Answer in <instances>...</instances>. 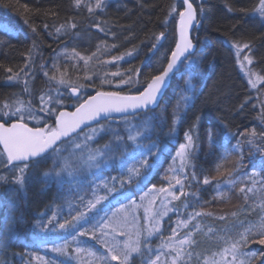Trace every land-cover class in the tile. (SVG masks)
I'll use <instances>...</instances> for the list:
<instances>
[{"label": "trees", "instance_id": "trees-1", "mask_svg": "<svg viewBox=\"0 0 264 264\" xmlns=\"http://www.w3.org/2000/svg\"><path fill=\"white\" fill-rule=\"evenodd\" d=\"M193 2L199 10L197 0ZM255 2L256 0H202L203 25L196 39L197 49L195 48L193 55L189 57L193 63L190 65L185 61L180 65L179 71L172 74L159 104L147 112L148 116L155 115L157 119L153 121L151 139L141 142L143 144L156 142L165 145V149L172 147L171 152L163 151L162 154H158L160 160L167 159L163 163V168L162 161L159 160L160 167L155 169L152 176L158 173L160 178L151 181L148 188L151 185L159 188L163 185V180H166V176L173 175L168 171L170 165H173L172 158L179 145L185 143V133L196 125L192 131L196 150L191 157V164L195 167L186 169L189 177L184 180V192L188 195L181 196L180 200L172 203L178 212L167 220L176 216L178 221H186L189 215L197 212L211 213L197 216V220H200L198 224L202 228L198 232L196 229L191 230V233H195L193 239L197 243L187 248V251L194 253L190 264L201 263L205 256L209 257L219 250L222 241L218 236L226 235L223 229L242 223L243 227H236L226 235L232 238L234 236L233 239H236L235 233L243 232L244 228L258 223L264 217V168L261 167L264 163V138L260 135L264 133V120L260 119L264 114L262 113L264 79L255 89L252 88L240 70L231 46V42L250 43L251 53L246 49L243 55L248 54L253 60L250 65L251 73L264 77V22L259 18L246 16L240 11L250 9ZM89 5L85 0H82L79 8L75 6L74 0H0L3 14L0 25H5L11 30V32L0 30V39L5 41V45H0V96L6 91L2 86V80L19 73L21 69L24 73L27 63L35 62L39 70L46 71L51 76L55 73L51 70L56 69L53 65L58 67L60 73H76L82 68L81 65L77 68L76 61H63L62 58L58 60L60 50L67 45L84 55L100 52L105 59L123 55L124 58L113 66L121 73L115 77V82L121 83L129 77L133 82L116 87L122 93H139L147 86L152 76L163 71L176 45L179 22L177 13L182 8L181 0H119L110 2L100 9H94L91 13L87 10ZM226 5L236 11L229 13ZM173 6L176 13L170 15ZM93 16L99 17L97 23L103 31L85 25ZM68 23H75L77 27L56 31L61 25ZM233 25L235 27H232ZM195 32L196 30L193 32L194 42ZM160 33H164V38L157 43L156 37ZM153 44H156L155 49ZM113 45L115 47H112ZM128 52H131V55H126ZM36 54H39V57H35ZM9 68L12 69V73L7 71ZM189 77L191 91L188 95L191 99L181 114L172 138L168 135L172 114L180 97L184 95L185 81ZM141 116L144 118L145 113ZM253 128L257 136L253 143L249 144L247 134ZM209 129L216 133L211 149L206 135ZM226 134L234 135H228L226 138ZM169 139H172V142L176 139V146L168 143ZM237 141L240 142L239 148L236 147ZM257 147L261 151H257ZM193 170L196 173V180H192L190 176ZM253 170L260 174L252 177ZM2 174L8 177V181H0V201L6 202L7 212L15 220L14 222L8 220L11 226L10 238L9 233L5 232L4 225L1 227L0 261H5L2 259L5 258L7 260L5 264H28L33 261L41 264L44 260L46 261L44 264H82L85 256L76 253L75 248L69 247L75 241L73 237L81 240V245L86 249L83 254L90 253L88 251L90 248L97 251L99 247H103L97 235L90 238L89 235L77 236L73 231H69L60 232L55 235L57 238L53 239L52 234L41 233L34 227L37 221L46 224L50 219L53 222L48 225L49 228L66 221L72 222V218L80 212L85 203L80 197L88 195L87 186L96 178L87 176L83 183L63 182L62 186L60 184L45 186L39 172L32 169L29 170L31 178L24 188L20 189L11 183L10 171H3ZM177 175L183 179L182 174ZM206 176L212 183L203 184ZM166 182L169 184L168 180ZM126 186L129 189L128 185ZM148 188L144 187L139 194L133 196L139 199ZM241 188H244L245 192L242 193ZM248 188H253V191L247 192ZM218 193L221 195L218 196ZM10 200L16 205L13 210L9 207ZM125 201L111 204V210ZM107 208L108 202L105 203V210ZM102 213L104 214L100 212ZM232 213L236 215L233 216ZM219 217L224 219L221 220ZM209 227L215 232L209 233ZM38 231L39 238L35 236ZM145 235L141 237L142 253L135 254L131 264H143L144 259H153L156 256L153 251L151 253L144 251ZM162 235L166 236V232L164 231ZM42 239L48 242L44 243ZM215 240L216 243L212 244L211 241ZM65 243L68 244V255L51 251L52 247ZM242 250L256 252L260 256L253 264H264L262 254L264 246L250 243Z\"/></svg>", "mask_w": 264, "mask_h": 264}, {"label": "snow or ice", "instance_id": "snow-or-ice-1", "mask_svg": "<svg viewBox=\"0 0 264 264\" xmlns=\"http://www.w3.org/2000/svg\"><path fill=\"white\" fill-rule=\"evenodd\" d=\"M82 0H74V4L77 8L81 6ZM200 5L199 13L197 7L192 3V0H181L183 6V11L177 13L179 16L180 30H179V42L176 43L175 49L171 51L170 59L167 62L166 67L158 75L151 77V80L147 83L139 95H121L120 92H104L98 91L96 95L89 97L80 103L79 106L75 107V111L69 112L62 109L64 105V100L61 96L64 93L59 92V90L48 89L47 92H41L37 97L39 107H34L32 105L31 99L25 101L17 98L11 104L5 102L0 105V167L8 169L11 173V183L19 186L23 189L26 182L31 178L29 176L30 168H39L41 164L51 162L50 166L42 169L40 171L41 178H45V184L51 182H56L62 186L63 176L67 174L72 176L76 173L80 167L87 165L88 169H96V175L98 178L102 175L104 169L113 164L117 157L114 153L119 152V167L121 175L119 177H108L100 178L99 183H97L92 192V199L87 200L84 203V210L77 213L76 216L72 218V222L66 221L63 224H59L60 229H65L67 227L76 228L77 225L90 223L89 216L92 215V219L96 220V223L91 229H84L80 232V235L87 236L91 234L93 237L100 233L101 237H111L112 243L109 245L101 239L100 242L107 249L110 254L111 260H117L120 264H131L133 254H141V239L140 233L136 234L135 239L131 236L124 241H120L118 236L127 235L122 229L124 224L121 223V217L125 220L128 216L135 218L136 210L143 207L142 203H137L135 199H132L129 192L124 191L126 185L135 184V189H130L129 191L141 190L142 186L146 187V182L149 180V176L152 170L159 164L160 156L165 151V145L157 144L152 142L150 144L140 143L141 140H150L151 137L149 133L154 130L153 121L157 119L155 115L148 116L147 112L150 110L151 106L157 104L158 95L161 93L162 86L166 83V78H169L170 73L179 71V67L185 61L190 65L193 61L189 60V57L193 55L194 44L192 38L189 34V30L193 27V22L199 25L198 14L203 15V3L202 0H197ZM104 6V0H95L94 5L88 6V11L91 13L94 9H100ZM226 9L229 13H234L236 10L226 5ZM241 12L246 16H253L259 18L264 22V0H256L253 6ZM171 13H176V8L173 6L170 9ZM47 27V25H45ZM77 25L75 23H68L67 25H61L56 31L60 32L62 29H74ZM94 27L103 31L100 28V24H95ZM232 27H235L234 25ZM0 30L6 32H11L5 25H0ZM35 31V29H33ZM164 38V33H160L156 37L157 43ZM2 43V42H0ZM231 46L235 50V56L243 69L246 64L251 65L253 60L250 55H244L243 60H240V53L247 49L249 53L252 51V46L250 43L241 42H231ZM112 47H115L113 45ZM153 48H156V44H153ZM99 47L97 51H99ZM73 57H79V59L84 60L85 63L91 59V57L80 56L76 53L75 49H72ZM95 55V53L93 54ZM126 55H131V52L126 53ZM123 55L120 57H112V61L122 60ZM183 58V59H182ZM246 62V64H245ZM54 68L59 71L56 65ZM9 73H12V69H7ZM23 71V69H21ZM138 72V70H137ZM48 76V73H44ZM113 76H120L119 71L112 73ZM19 73L15 75H9L8 80L12 81L18 78ZM66 73H61L59 77L54 73L49 77L50 81H54L57 85H67L70 88V93L68 97H75L76 100L80 99L79 91L82 86H74L70 80L65 79ZM259 79H264V77H258ZM109 82V81H102ZM132 78L129 77L126 80H122L121 83L129 84L132 83ZM27 83V82H25ZM252 87H256L255 82H251ZM191 91V77L185 81L184 95H182L174 108L171 120V126L169 127L168 135L174 138V133L176 132V125L180 122L181 114L187 108L190 102V96L188 93ZM25 92L31 96L28 92L27 87ZM243 108V105H241ZM139 112H144V118L139 122V124H132L131 121L127 119V115L136 116ZM113 113L125 114L121 118L125 124V136H121L119 131L100 124L101 119L109 120L112 119ZM264 113V109H262ZM47 119H52L54 121V126L47 124ZM199 118H197L198 120ZM260 119L264 120V114L261 115ZM25 121H35L38 125L43 122L44 126L40 127H29V123ZM89 121H95L98 127L90 128L89 132L85 133L81 142H77L80 137L81 125H86ZM196 125H193V129ZM190 129L185 133V143L179 145V150L176 151L173 159V165H170L169 172L173 173L171 177H165L169 181V189L179 185V195L176 192L169 191V189L160 188L156 190V186L153 185L152 188L145 192L139 197V200L143 202L150 192H168V194L174 200H179L181 196L188 195L184 192V180H187L189 173L186 172L188 167L194 169V165L191 164V157L196 150V144L193 139L192 131ZM80 130V131H78ZM111 134V140L98 148L88 147L89 142L95 140L96 137L101 134ZM207 141L209 148L211 149L214 145V136L216 133L209 129L207 132ZM228 135L226 134V138ZM264 138V133L260 134ZM257 133L253 128L250 133L247 134L249 144H252L256 138ZM128 142H131L132 150L128 151ZM168 143H172V139L168 140ZM240 142L237 141L236 147L239 148ZM85 149H87L86 159ZM153 149L156 151L154 152ZM257 151H261L257 147ZM67 152L68 155H64ZM151 158V162H150ZM129 161L134 163L130 164ZM264 168V163L261 165ZM175 173H180L183 175V179ZM260 173L253 170L251 173L252 177L258 176ZM231 175V174H229ZM191 179L196 180L195 171L190 173ZM251 178V177H250ZM0 181L7 182L8 177L0 175ZM174 181V184L172 183ZM212 183L209 177H204L203 184L208 185ZM228 183H233V181H228ZM253 186H255V181H253ZM103 191L105 194L101 195L100 192ZM240 191L245 192L244 188ZM253 188H248L247 192H252ZM115 194V195H113ZM195 195V194H192ZM221 195L220 193L217 194ZM112 199H123L127 200L128 204H121L119 208L115 211L111 210ZM83 201L84 198L80 197ZM105 202H108V208L105 210ZM119 202V201H118ZM153 201H149V204ZM99 206V208L97 207ZM10 210H13L16 205L13 201H9ZM104 212L103 216L99 213ZM110 212V214H109ZM145 215L148 217H155V226L150 227L144 236L145 244L144 251L151 253L153 251L151 245L147 241L152 237L154 231H159L160 217L162 215H167V211L163 213L152 212L150 208H144ZM200 215H211V213H195L194 216L189 217L187 221H178V227H187L188 223L195 216ZM233 216L236 213H232ZM53 219L55 217L53 216ZM223 220L224 217H219ZM8 220L14 222V217L5 218L4 228L9 233V238L11 234V226L8 224ZM53 220L50 219L46 224L37 221L34 227L39 231H54L49 230L48 225L52 224ZM196 231H200L199 225H196ZM236 227H243V224L230 225L222 231L227 235V233L232 232ZM111 230V231H108ZM39 231L35 233V236L39 238ZM173 236H175L176 230L173 229ZM209 233H214L215 230L211 227L208 228ZM195 233H188L182 240H179L176 245L168 243L162 245V247H167L170 250L171 262L170 264H188V262L193 258L194 253L187 251L185 246L191 248L197 241L193 239ZM225 236H218V239L224 242L227 246L221 250V258L226 259L228 255L231 256L230 261H226V264H253L254 260L260 259V256L256 252H245L242 249L246 248L250 243H258L264 246V217L254 224L249 225L244 228L243 232L235 233L236 239L231 236L226 238ZM76 237H73L75 240ZM171 240V238H170ZM42 242L47 243L46 239H42ZM51 251L53 253H59L61 255H68V244L65 243L61 246L52 247ZM76 253L82 251L81 248L75 249ZM264 254V253H262ZM199 255V254H196ZM216 255L215 253L213 254ZM161 255H156L155 259H144L143 264H158L161 261ZM246 258V259H244ZM101 260H107L108 257H101ZM167 264V261L164 262ZM202 264H218L214 259H210L205 256L203 258Z\"/></svg>", "mask_w": 264, "mask_h": 264}, {"label": "rangeland", "instance_id": "rangeland-1", "mask_svg": "<svg viewBox=\"0 0 264 264\" xmlns=\"http://www.w3.org/2000/svg\"><path fill=\"white\" fill-rule=\"evenodd\" d=\"M86 2H88L90 5H94L95 4V0H85ZM104 2H106V0H104ZM76 51V50H75ZM76 53H79L78 51H76ZM80 56H83L85 58L87 57H91L90 60H88L87 63L84 62V60L79 59V57H73L72 54V48L69 47V45L64 46L61 50H60V55L58 56V60H61L59 58H62L63 61H76V66L77 68L81 65V69H78L77 72L75 73H71V74H66L65 79L70 80L72 82V84L74 86H82L80 87V91H82L83 93H87L90 90L93 91H98V89L100 87H107L108 86H113V87H121L123 86V83H119V82H115V77L111 75L112 73H115L117 71H119L118 69H115L114 64L116 62H119L120 60L117 61H112V58H102V54L100 52L95 53V55L91 54V55H84L79 53ZM248 55V54H245ZM34 56V55H32ZM39 57V54H36L35 57ZM244 55L240 56L239 59L243 60ZM246 64V62H245ZM84 65V67H83ZM239 68L242 71V73L247 77L249 84L251 85V82H255L256 87L257 85L262 82V79H259L257 75H253V73H251L250 70V65H247L242 69L239 62H238ZM80 70V71H79ZM28 72V71H27ZM26 72V73H27ZM46 72V71H45ZM43 71V73H45ZM51 72H55L57 77H59V75L61 74L60 72L56 71V69H52ZM120 72V71H119ZM25 73V75H26ZM19 77V76H18ZM47 77H51V74L48 73ZM102 81H109V82H104L102 83ZM53 85H51L50 89L53 90H59V92L64 93L65 97L69 96V87L67 85H57L54 81H52ZM252 87V86H251ZM256 87H252V88H256ZM63 97V96H61ZM65 101V98L63 99ZM77 103H79V101H77ZM60 110V109H58ZM127 119L129 121L132 122V124H139V122L143 119L142 116H138V117H127ZM48 124L52 123V119H47ZM35 122V121H34ZM42 123V122H41ZM101 124V123H100ZM106 126H110L113 129H116L119 131V134L121 136H125V124L121 119L119 120H112L109 121L107 123H103ZM54 126V125H52ZM98 127V125H93L89 128H87L86 130L80 132V137L77 139V142H81L83 136L85 133L89 132L90 128H95ZM149 135H151L149 133ZM111 140V134H101L100 136L96 137L94 141L89 142L88 147L90 148H98L101 147L105 144H107L109 141ZM140 143H142L140 141ZM173 146H176V139L173 140ZM128 151L132 150V146H131V142H128ZM179 150V149H178ZM172 151V147H169L168 149H165V152L168 153ZM173 153H175L173 151ZM64 155H68L67 152L64 153ZM86 155H87V149H85V156L84 158L86 159ZM114 155L117 157L116 161L113 164H110L109 167H107L106 169L103 170L102 174L99 178L96 175V169H88L87 165H83L82 167L79 168V170L74 173L72 176H68L67 174H65L63 176V182L65 183H75L76 181H80L83 183V180L87 177L90 176L92 178H96L94 180V182L92 184H90L89 186H87V188H89L88 190V195L84 197V202H86L89 199H92V192L94 190V187L97 183H99V179L100 178H108V177H119L121 175L120 173V167H119V152L114 153ZM162 161V158L161 160ZM130 163H134L132 161H129ZM163 163V161H162ZM51 164V162L49 161L48 163H44L41 164L39 166V168H32L34 170L37 171H41L42 169H45L47 167H49ZM160 164V163H159ZM159 164L157 166H159ZM29 169V170H32ZM156 169V168H155ZM155 169L152 170V173L155 171ZM4 170H0V175H3L2 172ZM116 174H115V173ZM151 173V175H152ZM4 174H8V173H4ZM178 173H175V175H177ZM119 175V176H117ZM151 175L149 176V178L151 177ZM174 175V174H173ZM39 177L40 179L44 182L45 178H41V175L39 173ZM172 183L174 184V181H172ZM45 184V182H44ZM54 184H58L56 182H49L47 184H45V186H51ZM162 186H159V188H156V190H159L160 188H165V189H169V184L166 182V180H163L162 182ZM59 185V184H58ZM129 189H127V186H125L124 191L129 192V194L131 195V197H134L136 193H140V190H135V191H129L130 189H135V184L133 185H128ZM85 190V187H83ZM152 188V187H150ZM146 189L145 192H148V190L150 189ZM180 186L179 185H175V187L169 189V191L172 192H177L179 195L180 193L178 192ZM144 192V193H145ZM142 193V195L144 194ZM101 195H104L105 193L103 191L100 192ZM115 195V194H113ZM134 195V196H133ZM141 196V195H140ZM137 203H142L143 207L139 208L136 210V214H135V218H133L131 215L127 217V219L125 220L123 217H121V223L124 224V228L122 229L124 232L127 233V235H122V236H118V239L120 241H124L128 238V236H131L133 239H135L136 234L140 233V239L142 237L143 234L147 233V230L150 227H154L155 226V217H148L145 215L144 212V208H150L152 212H159V213H163L165 211H167V215H162L159 219H160V224H159V231L153 233L152 237L147 241V243H149L153 249V254L156 255H161V261L158 262V264H164L165 261H167V264H170L171 262V254H170V250L167 247H162V245H166L168 243H171L173 245H176L177 242L179 240H182L186 234L191 233L192 229H196V225H199L198 222H200V220H197V216H195L194 219H192L190 221V223H188L187 227L184 226H179L178 227V220L177 217H172L171 220L167 221L168 218L170 216H173V214H176V212H178L174 206L172 205L173 202H175L176 200L172 199V197L168 194V192H159V191H153L149 193V196L143 201L141 202L139 199L134 198ZM109 200L111 201V204H116L118 203V201H123V199L117 198V199H112V197H109ZM180 200V199H179ZM149 201H153V203L149 204ZM106 203V202H105ZM122 204H128V201L126 200L125 203ZM121 206L118 205V207H115L112 211H115L117 208H119ZM99 208V206H97ZM84 210V206L81 207L80 211ZM3 212V204L0 201V217L2 215ZM10 212V211H9ZM110 214V212H109ZM92 215L90 214L89 219H90V223L88 224H84L83 222H81L82 227L80 225H77L76 228H71L67 227L65 229H60L59 226H55L53 228H49V230H54V231H41V233L46 232V234L51 235V238L56 239L57 237L55 235H58L60 232H69V231H73L77 236H80V232L84 231V229H86L88 227V229H91L93 227V225L96 223L95 219H92ZM100 216H103L104 214H100ZM194 215H189L187 220H189V217H192ZM9 217V216H8ZM7 218V216H6ZM174 218V219H173ZM93 220V221H92ZM186 220V221H187ZM5 222V221H4ZM200 229L202 228L201 225H199ZM173 229L176 230V235L173 236ZM111 231V230H108ZM166 232V236H163L162 233ZM5 232H8L7 230H5ZM196 232V231H195ZM193 233V232H192ZM90 238L93 237L91 234H89ZM97 238L104 239V241L106 243H108L109 245H111L112 243V238L109 237H101L100 233H97ZM171 238V240H170ZM227 238V237H226ZM234 238V236H233ZM206 240H208L207 237H205ZM211 243H216L215 241H211ZM103 245V244H102ZM196 245V244H195ZM227 245L222 242L219 250L216 251V255H210L209 258L210 259H214L215 261L218 262V264H226V261H230L231 260V256L228 255L226 257V259H222L221 258V250L222 248L226 247ZM69 247H73V248H81L82 251L80 252L82 255H84V259L82 261V264H116V262H118L117 264H120L119 261L117 260H111L110 258V254L108 253L107 249L104 247H99V249L97 251H93L92 248L88 249V251H90V253L88 254H83V252L86 250L82 245H81V240H79L78 237H76L75 241L69 246ZM185 248L187 249L188 247L185 246ZM136 253L133 254V256ZM107 256L108 259L105 260H101V257H105ZM5 261H7L5 258H2ZM155 259V258H153ZM246 259V258H244ZM3 260L0 261V264H5ZM203 262V261H202ZM198 263V264H202ZM46 263V261L44 260L43 262H41V264ZM28 264H40L39 262H30ZM188 264H190V261L188 262Z\"/></svg>", "mask_w": 264, "mask_h": 264}, {"label": "bare ground", "instance_id": "bare-ground-1", "mask_svg": "<svg viewBox=\"0 0 264 264\" xmlns=\"http://www.w3.org/2000/svg\"><path fill=\"white\" fill-rule=\"evenodd\" d=\"M118 1L119 0H106V2H104V6H106L110 2H118ZM192 3L194 5L193 0H192ZM95 10H97V9H95ZM180 11H183V6L178 12H180ZM198 13H199V10H198ZM2 16H3V14H2V11L0 9V19L2 18ZM98 19H99L98 16L90 17L88 20V23H85V25L86 26L90 25L92 27L95 24H97ZM198 19L200 21L199 25H197L195 22V25L190 30V36L192 38L193 44L196 45V49H197V40L196 39L198 36V32L203 25L202 16L199 14H198ZM178 20H179V16H178ZM82 26H84V25H82ZM179 30H180V23L178 22L175 44L177 42H179ZM195 30H196V32H195L196 44L193 40V32ZM0 42H2V43H0V45H5V41L3 39H0ZM174 49H175V47H174ZM245 51H246V49H244L240 53V56H242ZM30 64L31 63L26 64V68L24 69V73H22V71L19 72L18 78L14 79L12 81H9L8 76H7L6 78H4L2 80V86L6 89V91H5V94L3 96H0V105L4 104L5 102H8L9 104H11L14 100L19 98V99H22L25 101L31 99L32 105L34 107H39L37 97L41 94V92H47V90L51 88V85H53V83H52V81L49 80V77L45 76L44 73L38 69L35 62H33L31 64V68L29 67ZM25 73H26V75H25ZM25 82H27V83H25ZM26 87L28 89V92L31 93V96H29L25 92ZM64 98H65V96L61 97V99H64ZM69 99L70 98H65L63 108L60 110H66L69 107V105L73 102V101H71V103L69 104V102H70Z\"/></svg>", "mask_w": 264, "mask_h": 264}, {"label": "flooded vegetation", "instance_id": "flooded-vegetation-1", "mask_svg": "<svg viewBox=\"0 0 264 264\" xmlns=\"http://www.w3.org/2000/svg\"><path fill=\"white\" fill-rule=\"evenodd\" d=\"M104 92H106V91H104ZM111 92H114V91H111ZM69 93H70V89H69ZM96 91H93V90H90V91H88L87 93H83L82 91H80V93H79V96H80V99L79 100H76L75 99V97H70V102H69V104L71 103V101H73L70 105H69V107L65 110V111H69V112H73V111H75V107H77V106H79V104L80 103H83L84 102V100H86V99H88L89 97H91V96H94V95H96ZM77 101H79V103H77ZM112 120H119L118 118H113L112 117V119H109V120H104L103 119V123H107V122H109V121H112ZM25 122H27V123H29V127H37V126H40V127H43L44 126V123L42 122V123H40L39 125L36 123V122H34V121H31V122H29V121H25ZM102 123V124H103ZM47 124H48V121H47ZM48 125H50V126H52V125H54V121L52 120V123H50V124H48ZM0 148H2V146H0ZM167 159V158H166ZM166 159H164V161H163V163H165L166 162ZM130 163V162H129ZM163 163H162V168L164 167V165H163ZM118 164H119V162H118ZM131 164V163H130ZM30 169H32V168H30ZM0 170H4L5 172L6 171H9L8 169H6V168H4V167H0ZM39 173H40V170L38 171ZM160 177H159V175H158V173H155V174H153V176L151 175V177H150V182L151 181H154V180H158ZM42 183H44L43 181H42ZM135 197H132V199H134Z\"/></svg>", "mask_w": 264, "mask_h": 264}, {"label": "water", "instance_id": "water-1", "mask_svg": "<svg viewBox=\"0 0 264 264\" xmlns=\"http://www.w3.org/2000/svg\"><path fill=\"white\" fill-rule=\"evenodd\" d=\"M195 25V22H193V26ZM193 28V27H192ZM191 28V29H192ZM190 29V30H191ZM190 30H189V34H190ZM194 50V49H193ZM183 59V58H182ZM172 73H170V75H171ZM170 77V76H169ZM168 80H169V78H166V83H165V85L164 86H162V88H161V93L158 95V100H159V98L161 97V94H162V92H163V90L165 89V87H166V85H167V83H168ZM157 100V101H158ZM120 115H125V114H120V113H113L112 114V116H120ZM92 123H95V121H89V122H87V124L86 125H81V129L83 128V127H85V126H87V125H90V124H92Z\"/></svg>", "mask_w": 264, "mask_h": 264}]
</instances>
